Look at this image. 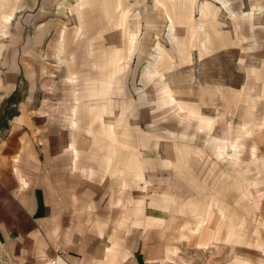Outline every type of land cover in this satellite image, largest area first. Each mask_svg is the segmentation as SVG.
I'll use <instances>...</instances> for the list:
<instances>
[{
    "label": "rangeland",
    "instance_id": "rangeland-1",
    "mask_svg": "<svg viewBox=\"0 0 264 264\" xmlns=\"http://www.w3.org/2000/svg\"><path fill=\"white\" fill-rule=\"evenodd\" d=\"M19 1L0 32V95L15 89L1 116L20 102L70 131L90 172L120 176L124 209L184 198L172 264H264V0ZM121 127L147 144L111 175ZM213 200L226 218L211 226Z\"/></svg>",
    "mask_w": 264,
    "mask_h": 264
},
{
    "label": "crops",
    "instance_id": "crops-1",
    "mask_svg": "<svg viewBox=\"0 0 264 264\" xmlns=\"http://www.w3.org/2000/svg\"><path fill=\"white\" fill-rule=\"evenodd\" d=\"M48 1L40 0L37 13ZM0 5V32L7 35L22 4L0 0ZM4 15L11 19L6 21ZM14 90L0 95L1 108L10 103ZM17 107L18 114L9 118L0 113V264H49L52 259L55 264H172L173 241L181 243L187 234L188 216L176 212L175 199L181 197L165 194L161 202L152 197L146 209L138 204L131 208L128 196L130 206L124 209L120 176L115 175L113 183L90 172V164L81 157L85 151H76L70 131L55 121L47 126L42 117L22 114L20 102ZM117 119L115 129L123 126ZM118 131L114 147L119 151H109L106 169L111 175L122 171L123 163L115 162V155L120 152L128 160L141 153L136 149L139 142L147 144L144 136L133 144L126 128ZM122 137L130 143L125 150L119 143ZM135 172L128 174L137 179L140 173ZM214 202L209 201L202 214L205 219L211 215V226L226 218L213 217L218 214Z\"/></svg>",
    "mask_w": 264,
    "mask_h": 264
},
{
    "label": "built area",
    "instance_id": "built-area-1",
    "mask_svg": "<svg viewBox=\"0 0 264 264\" xmlns=\"http://www.w3.org/2000/svg\"><path fill=\"white\" fill-rule=\"evenodd\" d=\"M49 264H55V260H53V259L50 260V261H49Z\"/></svg>",
    "mask_w": 264,
    "mask_h": 264
},
{
    "label": "bare ground",
    "instance_id": "bare-ground-1",
    "mask_svg": "<svg viewBox=\"0 0 264 264\" xmlns=\"http://www.w3.org/2000/svg\"><path fill=\"white\" fill-rule=\"evenodd\" d=\"M9 18H10V16H9ZM10 19H11V18H10ZM139 173H142V172L139 171ZM140 175H141V174H140Z\"/></svg>",
    "mask_w": 264,
    "mask_h": 264
}]
</instances>
